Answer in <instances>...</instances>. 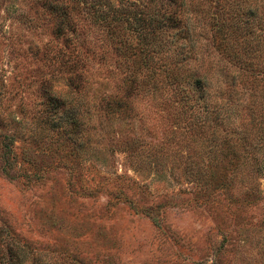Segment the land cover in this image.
I'll use <instances>...</instances> for the list:
<instances>
[{"label": "rangeland", "instance_id": "rangeland-1", "mask_svg": "<svg viewBox=\"0 0 264 264\" xmlns=\"http://www.w3.org/2000/svg\"><path fill=\"white\" fill-rule=\"evenodd\" d=\"M150 1L0 0V264H264L262 177L251 196L227 165V188L202 190L179 113L128 87L144 55L119 28ZM55 99L82 126L57 127Z\"/></svg>", "mask_w": 264, "mask_h": 264}, {"label": "trees", "instance_id": "trees-1", "mask_svg": "<svg viewBox=\"0 0 264 264\" xmlns=\"http://www.w3.org/2000/svg\"><path fill=\"white\" fill-rule=\"evenodd\" d=\"M155 2H149L146 19L135 21L142 26L119 28L140 39L127 49L144 55L137 68L144 76L130 74V91H152L164 97L161 105L179 113L196 146L191 174L202 190L210 194L227 188L229 175H221L226 166L231 173L244 166L250 170L251 196L261 194L262 184L255 178L264 180V152L259 157L255 153L264 145V0H160L159 6ZM107 15L103 13V22ZM115 39L128 44L127 38ZM209 50L227 58L236 69L234 75L226 78L217 59L212 66ZM113 100L105 102L112 112L132 111L124 100ZM55 104L62 109L57 127L67 125L74 131L82 126L72 106L65 110L66 103L59 99ZM229 153L231 157L225 155ZM21 257L16 259L21 262Z\"/></svg>", "mask_w": 264, "mask_h": 264}]
</instances>
